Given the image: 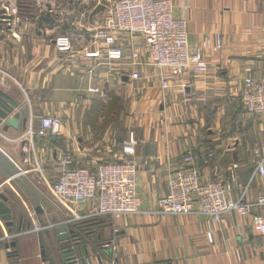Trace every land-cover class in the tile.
I'll return each instance as SVG.
<instances>
[{"label":"crops","instance_id":"1","mask_svg":"<svg viewBox=\"0 0 264 264\" xmlns=\"http://www.w3.org/2000/svg\"><path fill=\"white\" fill-rule=\"evenodd\" d=\"M173 3L174 16L187 23L191 47L206 40L213 43L220 35L223 49L209 61L206 75L187 72L166 92L160 89L158 71L144 64L147 50L140 36L115 35L114 47L123 52L119 61L107 63L103 53L101 58L86 57L98 47L93 42L99 22L94 4L90 17L98 20L85 24L86 39L67 55L58 53L48 40L56 25L43 23H50L51 15L40 21L38 10L19 15L24 25L19 27L20 40L7 30L0 36L4 92L28 108L29 125L38 127L40 117L60 122L58 134L34 138L28 153L21 150L26 142L20 138L23 133L13 129L4 133L0 128L1 189L14 199L16 216L12 230H6L15 237L0 243V264H63L46 236L55 225L72 229L88 251L99 245L97 256L90 253L87 264H264V239L253 234L251 217L231 213L218 227L201 216L154 213L157 199L167 193L169 172L184 167L187 157L203 182L228 183L232 165L238 164L235 189L229 195L234 200L247 185V201L264 194V176L255 172L253 155L255 149L264 148V118L246 114L241 106L243 80L262 74L264 0ZM132 52L138 53L140 65L131 64ZM132 73H138V80L131 79ZM178 83H185L186 89L178 88ZM113 98L121 104L112 110V117L129 114L124 129L105 116ZM130 133L137 141L131 158L140 213L91 217L93 200L77 206L78 217L46 195L45 184L56 183L57 166L65 156H71L72 167L89 171L101 164L121 163L122 146ZM34 210H42L32 219L35 229L21 230L19 218L28 221L26 213L32 216ZM209 230L214 232V244L208 240ZM12 242L13 248L5 247ZM105 248L106 253L101 251Z\"/></svg>","mask_w":264,"mask_h":264},{"label":"built area","instance_id":"2","mask_svg":"<svg viewBox=\"0 0 264 264\" xmlns=\"http://www.w3.org/2000/svg\"><path fill=\"white\" fill-rule=\"evenodd\" d=\"M173 10V0H113L112 7L102 23H96L93 42L97 43L98 47L86 53V57L101 58L103 53L107 63L119 61L123 58V52L114 47L115 35H139L143 38L147 50L144 64L158 70L162 91L169 90L171 82L182 78L187 72L206 75L209 71V61L219 57L223 49L220 35H217L213 43L206 40L202 46L191 47L188 42L187 23L183 18L174 17ZM55 48L63 53L72 51V39L67 35L57 37ZM130 58L132 65H140L137 52H132ZM131 78L138 79V73H132ZM184 85L177 84L178 88L183 90L186 88ZM241 106L246 114L264 118V62L262 74L258 79H244ZM59 126L58 119L41 118L36 134L40 138L49 134L56 135ZM27 135L30 141L22 147L24 153H28L32 147L31 131ZM136 145L137 141L133 137L125 141L122 149L123 162L100 165L96 172L84 168L76 169L71 166V158L64 157L59 163L61 172L56 183L48 184L53 199L72 214L74 204L93 200H96L94 211L96 210L100 217L131 216L140 213L136 166L129 159L134 155ZM253 155L257 159L255 172L264 176V148L255 149ZM191 163L192 158L187 157L184 167L169 172L167 193L157 199L154 213L162 216H201L208 223L218 227L226 222V217L231 213L242 218L251 217L253 234L264 239V194L247 201V185L237 200L229 196L235 189V171L238 164L232 165L228 183H217L202 182ZM0 229V243L15 237L7 234L2 221ZM207 236L210 243L216 242L214 232L209 230Z\"/></svg>","mask_w":264,"mask_h":264},{"label":"rangeland","instance_id":"3","mask_svg":"<svg viewBox=\"0 0 264 264\" xmlns=\"http://www.w3.org/2000/svg\"><path fill=\"white\" fill-rule=\"evenodd\" d=\"M112 3H113V0H0V16L9 17V18H3V22H0L2 24L0 26V36L4 32L6 33V30H7V33L9 36H11L15 40H20L21 39L20 28H22V26H24V25H21V22L19 21V15L23 14L22 16L24 17V16L29 15L31 12H33V14H34L35 10H38V20H40V21L43 19V17H45V15H51L50 23H49V21L44 22L43 23L44 27H51V26L56 25V27H54L53 31L49 33L48 40H52L53 44L55 45V40L57 39V37L67 35L72 39V44H74L73 46H77L79 48L80 47L79 45L83 44V41L86 39V38L84 39V34H83V29L85 27V24L88 21H92V20L97 21L98 20L96 18L95 19L92 18L93 15H91V17H90V13H91L90 11L94 7V5H95L94 9H95V11H97L96 14L99 15L98 16L99 17L98 23L100 24V23H102L104 16L111 9ZM92 4H94V5H92ZM15 9H16V11H15ZM25 20H27V19H24L23 21H25ZM44 20L47 21L46 18H44ZM6 27H7V29H6ZM15 27H16V29H15ZM43 32H45V31L43 30ZM136 36H139V35H136ZM216 37H217V35L215 36V39H216ZM72 52H73V50L70 52H66V53L58 51V53H60L62 55H67L68 53H72ZM104 65H108V64L104 63ZM246 78H249V77H246ZM132 80H134V79H132ZM136 80H138V79H136ZM181 84L184 85L185 83H178L179 86ZM159 85H160V79H159ZM184 86L186 87V85H184ZM242 88H243V86H242ZM163 92H166V91H163ZM241 92H242V90H241ZM109 104H110V108L106 111V114H105L106 118H108V119H110L112 117V113H111L112 110L115 107L118 108V104L120 105L121 102H120V100L118 102L117 98H113L109 101ZM126 116H129V114L124 113V112L121 114V112H120L119 114H116L114 117H112V120L114 121L117 128L124 129L123 125L127 121ZM41 118H44V117H40L39 121ZM37 129H38V127L32 126V124L29 125V119H28L26 130L24 132H21L23 134L20 136V138L25 139L26 140L25 143H28L30 141V137L27 135V133L29 131H31V141L32 142H33L34 138L41 139L36 134ZM21 133H19V134H21ZM58 133H59V131H58ZM124 133H125V131H124ZM125 136H126V134H125ZM46 137H48V135ZM46 137H42V138H46ZM131 137H133L135 139L134 135L130 133L128 135V139L126 141L130 140ZM22 147H23V145L21 146V149H22ZM122 149H123V146H122ZM69 157L71 158V156H69ZM129 159L132 161L131 157H129ZM60 161H59V163H60ZM71 161H72V158H71ZM122 162H123V160H122ZM72 163H73V161H72ZM72 163H71V166H72ZM105 164H107V163H105ZM113 164H118V163H113ZM101 165H103V164H101ZM54 166L56 168V165H54ZM54 166H52L51 169H53ZM57 169H58L57 174L59 176V173L61 172L60 166L59 167L57 166ZM76 169H83V168H76ZM96 170L91 171V172H96ZM38 171H39V168H38ZM38 175L40 176L39 172H38ZM198 175H199L200 180L202 181L199 172H198ZM217 183H219V182H217ZM2 186H3V184L0 182V192L3 191V189H1ZM44 189L46 191L45 192L46 195L50 196V198L53 200V202L58 204L53 199V197H52V195L48 189V183L45 184ZM137 197H138V195H137ZM140 202H141V200H140ZM141 204H140V207H141ZM79 205L80 204H74V215H76L77 206H79ZM68 212L71 213L70 211H68ZM96 212L97 211L96 210L94 211V209H93L91 211V217H93V216L94 217H100V215H97ZM30 215L31 214H29L28 212L26 213V217L28 220L27 223H29V225L26 223V225L24 226V228L28 229V231H32L35 229L34 224L32 223L33 217H36L35 216V210H34V215L33 214H32V216H30ZM76 216H78V215H76ZM55 226L50 228V230L48 229L49 230L48 232H50V234L53 232V229ZM5 229L9 232L11 231V230H8L6 227H5ZM43 229L45 230L47 228L43 227ZM0 234H2L1 229H0ZM27 235H30V234L27 233ZM28 237H30L31 239L33 238L32 236H28ZM52 239H53V237H52Z\"/></svg>","mask_w":264,"mask_h":264},{"label":"water","instance_id":"4","mask_svg":"<svg viewBox=\"0 0 264 264\" xmlns=\"http://www.w3.org/2000/svg\"><path fill=\"white\" fill-rule=\"evenodd\" d=\"M3 18L9 17L0 16V22H3ZM28 119V108L23 107L21 101L13 99L0 86V128L2 132L6 133L9 129H13L18 133L24 132ZM2 124L4 125L2 126ZM11 177H13V172L8 176V178ZM13 202L14 199L6 190L0 192V221L3 222L8 230H12L16 219L14 209L12 208ZM40 213H42V210H35V216H38ZM24 221L27 222L23 216L19 218V228L21 230L26 225ZM27 224L29 225V223ZM46 236L48 237L50 246L54 249V255H57L63 264H87L89 254L96 255L100 250L99 245H96V248H91L88 251L87 245L82 243V239L75 235L73 230L69 229L66 225H56L51 234L46 231ZM52 236L55 237V240L52 239ZM14 246L15 243L12 242L5 247L13 248ZM105 249H101V251L106 253L108 249ZM99 258L97 257V259Z\"/></svg>","mask_w":264,"mask_h":264},{"label":"trees","instance_id":"5","mask_svg":"<svg viewBox=\"0 0 264 264\" xmlns=\"http://www.w3.org/2000/svg\"><path fill=\"white\" fill-rule=\"evenodd\" d=\"M46 20H48V18H46Z\"/></svg>","mask_w":264,"mask_h":264}]
</instances>
